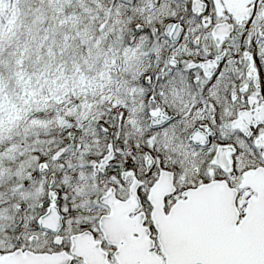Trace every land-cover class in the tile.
<instances>
[{
    "label": "snow or ice",
    "instance_id": "obj_1",
    "mask_svg": "<svg viewBox=\"0 0 264 264\" xmlns=\"http://www.w3.org/2000/svg\"><path fill=\"white\" fill-rule=\"evenodd\" d=\"M0 264H264V0H0Z\"/></svg>",
    "mask_w": 264,
    "mask_h": 264
}]
</instances>
